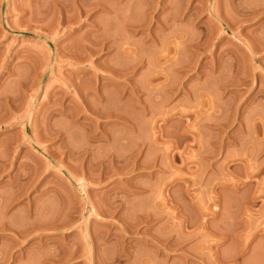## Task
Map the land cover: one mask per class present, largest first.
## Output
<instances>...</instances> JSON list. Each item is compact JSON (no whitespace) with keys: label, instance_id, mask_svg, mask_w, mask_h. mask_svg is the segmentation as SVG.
I'll use <instances>...</instances> for the list:
<instances>
[{"label":"rangeland","instance_id":"obj_1","mask_svg":"<svg viewBox=\"0 0 264 264\" xmlns=\"http://www.w3.org/2000/svg\"><path fill=\"white\" fill-rule=\"evenodd\" d=\"M0 264H264V0H0Z\"/></svg>","mask_w":264,"mask_h":264}]
</instances>
